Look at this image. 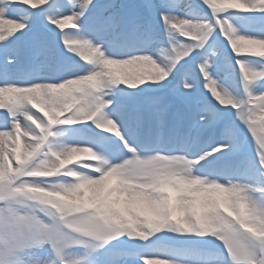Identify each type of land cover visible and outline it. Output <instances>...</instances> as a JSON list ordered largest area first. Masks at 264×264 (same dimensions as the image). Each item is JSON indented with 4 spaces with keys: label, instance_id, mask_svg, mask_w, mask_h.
I'll use <instances>...</instances> for the list:
<instances>
[{
    "label": "snow or ice",
    "instance_id": "obj_1",
    "mask_svg": "<svg viewBox=\"0 0 264 264\" xmlns=\"http://www.w3.org/2000/svg\"><path fill=\"white\" fill-rule=\"evenodd\" d=\"M0 264H264V0H0Z\"/></svg>",
    "mask_w": 264,
    "mask_h": 264
},
{
    "label": "rangeland",
    "instance_id": "obj_2",
    "mask_svg": "<svg viewBox=\"0 0 264 264\" xmlns=\"http://www.w3.org/2000/svg\"><path fill=\"white\" fill-rule=\"evenodd\" d=\"M245 30H247V29H245ZM66 31H72V30L67 29ZM229 52H230V50H229ZM220 63L223 65V70L217 74V79L222 84H225V86L233 85L234 82H236L238 79V74L236 72H234L231 68H229L225 64L223 59L220 61ZM226 78H227V82H226ZM231 90H233L235 92V91H237V88L232 87ZM257 115H259V113H257Z\"/></svg>",
    "mask_w": 264,
    "mask_h": 264
},
{
    "label": "clouds",
    "instance_id": "obj_3",
    "mask_svg": "<svg viewBox=\"0 0 264 264\" xmlns=\"http://www.w3.org/2000/svg\"><path fill=\"white\" fill-rule=\"evenodd\" d=\"M83 159H85V160H89V159H91V157L88 156L87 154H85V155L83 156Z\"/></svg>",
    "mask_w": 264,
    "mask_h": 264
},
{
    "label": "bare ground",
    "instance_id": "obj_4",
    "mask_svg": "<svg viewBox=\"0 0 264 264\" xmlns=\"http://www.w3.org/2000/svg\"><path fill=\"white\" fill-rule=\"evenodd\" d=\"M223 59V57H221V60Z\"/></svg>",
    "mask_w": 264,
    "mask_h": 264
}]
</instances>
